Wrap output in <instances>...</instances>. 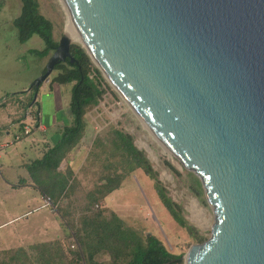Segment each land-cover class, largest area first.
<instances>
[{
    "label": "water",
    "instance_id": "obj_1",
    "mask_svg": "<svg viewBox=\"0 0 264 264\" xmlns=\"http://www.w3.org/2000/svg\"><path fill=\"white\" fill-rule=\"evenodd\" d=\"M62 2L82 47L201 180L215 221L185 264H264V0ZM72 44L65 30L29 90L74 62Z\"/></svg>",
    "mask_w": 264,
    "mask_h": 264
},
{
    "label": "rangeland",
    "instance_id": "obj_2",
    "mask_svg": "<svg viewBox=\"0 0 264 264\" xmlns=\"http://www.w3.org/2000/svg\"><path fill=\"white\" fill-rule=\"evenodd\" d=\"M39 2L41 12L52 21L54 37L59 41L67 29V14L61 0ZM1 5L0 119L11 123L22 117H29L26 114L27 97L35 94L29 88L44 73L51 55L40 58L31 53L45 47L38 35L25 43L19 40L13 21L21 14L22 1L4 0ZM73 43L82 46L75 37ZM93 62L99 68L94 60ZM100 71L105 78L107 92L97 106L89 109L85 136L72 151L71 160L68 161L78 182L74 194L62 198L57 204L51 201L50 205H46L49 200L46 197L44 200L34 187L18 189L9 185V182L18 181L19 175L27 176V171H17L14 167V164L20 162L16 158L19 156L12 153L10 157L4 156L0 160L4 163L0 168V223H6L0 228V250H4L0 251V264H47L48 261L53 264L58 262L59 256L52 261V252L56 254L61 249L68 253L71 237L73 234L76 236L75 226H72L80 221L88 202L87 192L95 189L101 176L108 171L106 165L110 161L116 162L120 173V187L96 204V209L107 207L135 230L156 235L172 253L182 254L184 264L191 246L210 238L215 215L207 201L203 185L198 183L194 172L186 169L175 156L168 153L104 72ZM56 74L57 71H53L49 79L42 83L37 96L42 124L49 127L48 132L51 134L55 133L56 127L61 129L72 122L69 108L72 84L53 83ZM37 108L35 104L33 111ZM114 129L133 136L135 145L146 154L153 168L159 172L168 195L181 206L182 215L194 228L195 235L201 239L196 238L172 217L155 188L154 180L142 168L133 167V163L128 164L119 155L117 158L111 156L114 150ZM36 130L34 128L31 135L23 136L25 138L13 143L4 152L19 149L26 152L23 156L25 161L33 159L31 144L34 139L41 137V132ZM97 138L104 140V146L96 144ZM65 166L66 161L62 168ZM194 202L199 206L198 211L194 209ZM197 212L199 216L196 215ZM37 242L44 243L29 249V244ZM19 245L26 246L28 250L18 249ZM13 254L17 255L14 263L9 261ZM98 259L107 261L109 256L102 254Z\"/></svg>",
    "mask_w": 264,
    "mask_h": 264
},
{
    "label": "trees",
    "instance_id": "obj_3",
    "mask_svg": "<svg viewBox=\"0 0 264 264\" xmlns=\"http://www.w3.org/2000/svg\"><path fill=\"white\" fill-rule=\"evenodd\" d=\"M21 1V14L13 21L18 30L19 40L25 43L34 35H38L43 39L45 47L41 50L35 49L31 53L40 58L51 55L59 44L54 37L52 21L41 12L39 0ZM3 2L4 0H0V6ZM71 54L74 62L67 59L57 64L54 69L57 74L52 82L72 84L69 103L72 122L63 127L58 142L50 147L42 158L35 160L28 167L35 187L54 204L75 193L78 182L72 167L68 164L70 154L85 136L86 115L89 109L97 106L107 92L105 78L94 65L86 49L80 44L73 43ZM36 91L39 89L30 90L31 93ZM27 98V109L37 104V110L31 113L36 119V124H40V102L38 99L34 101V95ZM103 143L104 140L97 138V145L104 146ZM112 145L114 150L111 156L117 158L119 155L128 164L133 163V167L142 168L154 180L155 188L172 217L196 238H200L195 235L194 228L182 215L181 206L168 195L159 178V172L153 168L146 154L135 145L133 136L123 130L114 129ZM65 161L66 166L62 168ZM106 169L108 171L101 176L95 189L87 192L88 202L80 221L73 226L67 221L70 226H75L78 248H72L69 244L68 253L61 249L56 254L52 252V261L59 256L58 262L55 261L53 264H184L182 254L172 253L156 235H147L135 230L107 207L95 208L96 204L120 187L118 182L120 173L116 162L110 161ZM197 180L201 183L198 177ZM102 254H107L109 259L99 260L98 256ZM16 257L17 255L13 254L9 261L13 262ZM49 262L47 264H50Z\"/></svg>",
    "mask_w": 264,
    "mask_h": 264
},
{
    "label": "crops",
    "instance_id": "obj_4",
    "mask_svg": "<svg viewBox=\"0 0 264 264\" xmlns=\"http://www.w3.org/2000/svg\"><path fill=\"white\" fill-rule=\"evenodd\" d=\"M31 111H33V107L28 108L26 111V114H28V116H29L28 118L22 117V118L18 119V121H13L11 123L5 122V120L2 121L0 119V160L3 159L4 156L10 157L11 154L14 153L17 156H19V158L16 157L17 161L18 160L20 161L18 164H14L15 165L14 167L16 168V170L18 171L19 169H24L25 171H27V176L19 175L20 177H19V179H17L18 181L9 182V185L12 186V188L21 189V188H24L25 186H31V187H34L35 189H37L34 185V182H33V179H32V176H31V173H30V170L28 167L35 160L42 158L44 156V154L48 151V149L58 142V140L61 137L62 129L65 126L64 125L61 129H57V127H56L54 129L55 133L51 134L48 132L49 127L42 124L41 120H40V124H36V119H35L34 115L31 113ZM34 122H35V124L33 125ZM27 125L32 126L29 134L25 133V129H26ZM66 125H69V124H66ZM34 128H37V130L39 132H41V137H39L37 140L34 139L33 143L31 144L30 151L34 153L33 159H29L30 161H25L23 156L26 154V152L25 151L22 152L19 149H15L14 152H10V151H8L7 153L4 152V150L7 151V149L13 143H16L17 141L22 140L23 138L26 137V135H31V133H33ZM23 136H25V137H23ZM26 150H28V149H26ZM70 160H71V158H69V162H70ZM1 166H4V163H2L0 161V168H1ZM39 193L41 194V197H44V198L48 197V196L43 195L40 191H39ZM26 200L28 201L27 198H26ZM4 225H6V223L1 222L0 228L3 227ZM39 243H44V242H37V243L29 244V249L32 246H35L36 244L38 245ZM14 247H16V246H14ZM19 247L20 248H18V249H24L25 251L28 250L26 248V246L19 245ZM11 248H5V249L10 250ZM0 251H4V250H0Z\"/></svg>",
    "mask_w": 264,
    "mask_h": 264
},
{
    "label": "bare ground",
    "instance_id": "obj_5",
    "mask_svg": "<svg viewBox=\"0 0 264 264\" xmlns=\"http://www.w3.org/2000/svg\"><path fill=\"white\" fill-rule=\"evenodd\" d=\"M61 3H62V5H63V7H64V9H65V11H66V14H67V22H66V31L68 32V33H70L73 37H75L76 38V40H78L79 42H81V44L82 45H84V46H86L87 47V49L89 50V51H91L90 50V47L87 45V43L85 42V40L83 39V37L81 36V34L75 29V26H74V21H73V18L71 17V15L69 14V12L67 11V9H66V7L64 6V4H63V2H62V0H61ZM93 55V54H92ZM93 59H94V61H95V63L96 64H98V62H97V59L95 58V56L93 55ZM99 65V64H98ZM100 66V65H99ZM104 74L106 75V77L108 78V80L111 82V80H110V78L107 76V74L104 72ZM112 83V82H111ZM113 84V83H112ZM114 86H115V84H113ZM116 87V86H115ZM117 89V88H116ZM139 117V116H138ZM144 123V122H143ZM144 125L148 128V130L149 131H151L152 132V130L147 126V124H145L144 123ZM153 133V132H152ZM153 135L155 136V134L153 133ZM156 137V139L160 142V140L157 138V136H155ZM161 143V142H160ZM161 145L165 148V146L161 143ZM166 149V148H165ZM167 150V149H166ZM168 151V150H167ZM168 153H170L169 151H168ZM171 154V153H170ZM172 155V154H171ZM194 209L195 210H199V206H198V204L196 203V202H194ZM193 212V211H192ZM195 212V211H194ZM202 214V213H201ZM196 215H198V212H197V214ZM199 216V215H198Z\"/></svg>",
    "mask_w": 264,
    "mask_h": 264
},
{
    "label": "built area",
    "instance_id": "obj_6",
    "mask_svg": "<svg viewBox=\"0 0 264 264\" xmlns=\"http://www.w3.org/2000/svg\"><path fill=\"white\" fill-rule=\"evenodd\" d=\"M31 128H32V126L31 125H27V127H26V129H25V133L26 134H29L30 133V131H31ZM8 145V144H7ZM49 201H48V204H46V205H50L51 204V199L49 198V197H46ZM44 200H45V198H44ZM78 241H77V239H76V236L73 234V236L71 237V247L72 248H78ZM77 264H81V263H77Z\"/></svg>",
    "mask_w": 264,
    "mask_h": 264
}]
</instances>
